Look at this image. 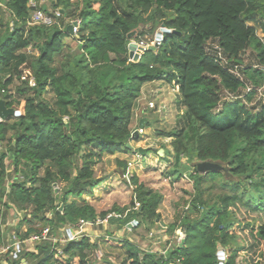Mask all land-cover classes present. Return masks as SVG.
<instances>
[{
  "label": "trees",
  "instance_id": "16d2710c",
  "mask_svg": "<svg viewBox=\"0 0 264 264\" xmlns=\"http://www.w3.org/2000/svg\"><path fill=\"white\" fill-rule=\"evenodd\" d=\"M35 1L39 10L49 15L57 10L60 17L49 26L27 27L29 0H0V99L18 112L0 121V219L10 207L23 213L27 229L21 238L26 239L46 227L56 236L79 219L93 223L104 218L109 212L98 213L83 199L103 182L95 177L94 165L103 156L133 150L130 141L137 139L132 133L140 103L154 100L166 119L172 116L173 102L183 108L173 117L176 126L157 131L170 139V182L186 176L182 158L225 163L233 179H225L220 171L199 174L191 168V208L164 227L169 237L183 227V243L162 255L142 251L127 240L117 242L125 255L122 264H237L239 254L256 244L259 251L252 264H264V97L258 111L248 109L255 92L245 96L246 103L238 98L245 82L207 47L216 43L237 65H243L251 51L254 65L241 72L254 88L261 87L264 0H49L52 11ZM74 22L76 34L68 31ZM161 25L167 32L160 45L133 61L131 42L153 35ZM24 71L34 79V87L21 79ZM174 86L177 92L168 101ZM45 93L52 94V103L43 99ZM227 93L233 98L227 99ZM146 116L141 117L144 127ZM163 151L161 159L168 161L169 151ZM7 161L13 175L5 191ZM117 164L126 174L127 162ZM218 176L230 187L219 182L221 193L209 202L204 194L217 187L213 181ZM129 184L134 187L131 201L113 207L118 217L109 224L117 229L132 220L136 228L156 225L161 194L134 175ZM236 210L252 219L241 223ZM192 212L197 215L192 217ZM248 229L253 242L247 247L239 235ZM219 248L226 255L222 261ZM96 249L86 235L64 244L39 241L32 251L0 255V264H96Z\"/></svg>",
  "mask_w": 264,
  "mask_h": 264
},
{
  "label": "rangeland",
  "instance_id": "374dc122",
  "mask_svg": "<svg viewBox=\"0 0 264 264\" xmlns=\"http://www.w3.org/2000/svg\"><path fill=\"white\" fill-rule=\"evenodd\" d=\"M40 3L45 6L48 11H52L49 0H41ZM159 28L160 27L156 29L153 35H146L142 38V40L146 42H152L153 38L159 33ZM257 35L259 37H262V34L259 31L257 32ZM66 41L68 42L69 39H66ZM28 53L34 56L37 55L35 52L28 51ZM252 65H254V57L252 52L249 51L247 57L243 62L242 69H245L246 67ZM27 72L28 71H24L25 74H27ZM240 73L243 81L251 85V83H249L250 81L247 80L248 78L246 79L245 75H243L242 72ZM176 87L177 86H175V88ZM261 87L255 89H262L264 97V82ZM171 93L173 94V96L169 98L168 101L173 100L175 92ZM241 94H243L242 89ZM263 97L254 94V97L250 102L246 103L245 97L242 100L245 101L248 109H252V111L256 112L259 110V106ZM226 98L229 99L230 97ZM43 99L48 103H52L53 96L51 93H45L43 95ZM169 104L173 106L171 110L172 116H169V118L166 117V119H163V114H161V112L148 114V112L144 111L142 114L139 113V117H137L134 122L135 131L138 129V125L141 119H143L141 117L146 116V114H148L146 117V119L148 120V125L147 127H143L142 131H139L136 140L130 141V145H132L133 148V150L128 154L130 159L120 160L129 161L127 162L126 174L123 175L122 173L117 172V170H121L122 168L117 164L118 159H114L113 156H103L94 165L95 177L102 178L103 182L101 183V185L95 188L91 194L84 195L83 199L85 202L92 205L98 213L104 211L112 212L111 210L115 206L118 208H122L129 205L134 188L131 184H129V179L132 175L136 176L138 178V181L143 183L146 187L159 192L162 196L161 204L157 210L160 219L156 220V225L144 223L145 226L138 227L137 229H135V225L131 233L125 230L124 233H120L114 226H107L113 231V233L107 234V238H105V232L102 227H86L90 231L93 230L94 234L97 235V238H95L94 242H97L98 249L101 248V251H98L97 254L99 255V257L102 254V258H99L100 261H97L96 264H122L125 255L123 254V250H121L120 247H117L115 243L121 242L123 240H127L131 245L136 246L142 251L157 252L161 253L162 255H166V252L169 249L173 248L175 244H180L184 239L185 235L183 227H179L175 231L173 237H169L166 234V228H164L165 225H170L174 221V219H176V216H180L183 212H187L188 208H191L188 202L193 199V196L195 194V190L192 186V180L189 177V174L193 172V170L191 169L192 167L190 166V160H185L182 158V163L185 167L188 168V170L185 172V177L183 176L181 179L173 183H171L167 177L169 171L173 166V153L170 146V139L159 136L157 134V131H168L174 128L177 121V119L173 118L175 112L183 113V108L180 106V104L174 105L173 102H170ZM141 108L142 107L139 108V111ZM64 120L67 121L66 116ZM4 146L5 143L1 145V148H3ZM162 146L166 151H169V154L166 155L168 161H164L161 159V157L158 156V151L161 149L163 150ZM140 149L142 150V152L139 151ZM138 153L140 157L137 156ZM132 158L133 161L130 162ZM121 159L125 158L122 157ZM12 168L13 167L10 162L7 161L6 171L9 181H7V184L4 186L5 191H7V186L10 182V175L11 177L13 175ZM213 182L216 183V186L219 184V182H222L224 186L230 187L227 181H225L221 176H218ZM204 187H208V185H204ZM220 187L222 188L223 186H221L220 184ZM208 190L209 191H206V194H204V199L209 202H212L215 199V195L221 193L218 186ZM239 190L240 192H242V189ZM75 200L77 202H81L80 199L75 198ZM2 208L3 207L0 202V209ZM22 214L23 213H20L14 207H10V209L5 212L4 217L0 219V255H4L9 250L14 251V253H18L22 249L24 251H32L33 244H24V242H22L25 240L24 238H21L22 234H24L27 229L26 223L22 221ZM236 214L241 223L250 221L252 219V216L244 214L240 211H237ZM190 215L192 217H195L197 214L196 212H192ZM133 221L132 224L134 225L135 223ZM102 226L103 228L106 227V225ZM115 229L116 234H114ZM235 231L239 232L238 227H236ZM240 232V238L248 247L250 243L253 242L249 235V229ZM106 241L109 242L106 243ZM104 242L105 244L102 245ZM107 245L110 247H108ZM103 246H105V250L104 248H102ZM258 251L259 246L258 244H256L253 249L250 248V251L241 252L236 260L237 264H252V261L256 260ZM15 255L16 254H14L13 256ZM245 256L247 257V259H245ZM225 257L226 255L223 254V259Z\"/></svg>",
  "mask_w": 264,
  "mask_h": 264
},
{
  "label": "built area",
  "instance_id": "2783aa9c",
  "mask_svg": "<svg viewBox=\"0 0 264 264\" xmlns=\"http://www.w3.org/2000/svg\"><path fill=\"white\" fill-rule=\"evenodd\" d=\"M29 7L32 9V13L30 15V17L27 19L26 21V26H33V25H41V26H49L51 24H53L59 17H60V12L59 11H54L53 15H49L41 10H39L37 8V3L35 0H29L28 2ZM10 29H12L13 27V22L9 23ZM71 33L72 34H76L77 31V23H71ZM165 29V28H164ZM161 31V27L159 28V32ZM162 34L160 38L157 40L156 36L153 38L152 42H146L142 39L138 40V41H132L133 43H135V45L137 46V49L135 50L134 53H136L138 55V58L136 61H138L141 57V55L148 50V48L150 46H154V47H158L162 41ZM215 46H214V45ZM213 45V46H212ZM208 50L213 53L214 55H216L217 59L225 66L229 69V72L231 74H233L236 78L243 80L242 76H240V72L242 69V65H237V64H233L231 62L228 61V59H226V57L223 55V53L221 52V50L219 49V47L217 46L216 43H209L207 45ZM131 57V56H130ZM131 59L133 60V57H131ZM134 61V60H133ZM263 74H264V68H262ZM22 80L26 81L28 86L30 87H34L35 86V81L32 77L28 76L27 74H23L21 77ZM244 89H243V94H240L238 96V98L243 99L247 94H249L250 92H255L256 95L262 96L263 97V93H262V89H255L254 87H252V85L248 84V83H244ZM172 92H177V87L172 88L171 89ZM257 92V93H256ZM264 92V90H263ZM154 95L157 94V89L153 90ZM226 97H230L229 99H232L233 96H231L230 94H226ZM144 111L148 112H155L158 113L159 110L156 109L155 106V101L154 100H149L147 101L143 107L140 109V111L136 110L135 111V115L134 118L136 120L137 117H139V113L142 114ZM146 114V115H148ZM142 120V119H141ZM65 121V120H64ZM138 133L139 131H142V129H138L136 130ZM135 132V131H134ZM138 136V134H137ZM138 157H140L139 153L137 154ZM53 189L55 191L59 190V187L54 185ZM136 208H139L140 205L138 203L135 204ZM48 217H50V214H48ZM113 217H117V214L114 212H109L104 218H97L93 223H88L83 219H79L78 222L74 225H66L62 228L59 229V234L56 236H53L50 234V229L49 227H46L44 229H42L40 232L38 233H33L31 234L28 238H26L24 241V244L26 243H30L33 244L35 242H39V241H51L52 243H60V244H64L67 240H71V239H76L79 236L82 235H86L85 234V227H92L95 225H107L109 220ZM74 232V233H72ZM56 252L58 254H61V250L59 248H56ZM101 254V253H100ZM97 260H100L99 258H102V254L99 255L97 254V252L94 254ZM23 264H25L23 262ZM171 264H180L179 260H176L175 262L171 263Z\"/></svg>",
  "mask_w": 264,
  "mask_h": 264
},
{
  "label": "water",
  "instance_id": "95a60500",
  "mask_svg": "<svg viewBox=\"0 0 264 264\" xmlns=\"http://www.w3.org/2000/svg\"><path fill=\"white\" fill-rule=\"evenodd\" d=\"M68 31L71 33V26H68ZM167 32L166 29H164V26L161 25V31L156 35V39L158 40L161 36V33H165ZM135 35V32H132L131 34H129L128 38H132ZM130 56L133 57V60L136 61L138 58V55L135 52V50L137 49V46L135 45V43H131L130 46ZM148 50L150 51H155L156 47L154 46H150L148 48ZM18 114V112L15 111V109L13 108H6L3 100L0 99V121H3L6 117H8L9 115H15ZM146 124V120L142 119L138 125L139 129H143V127ZM138 132L135 131L132 133V137L134 139H136ZM129 147H131L128 144ZM140 152H142V150H139ZM144 153V151H143ZM164 155V151L161 149L158 151V156L159 157H163ZM190 166L192 168H195L197 173L199 174H205L207 172H215V171H220L223 173L225 179H230L232 180L233 178L231 177V175L228 173V166L225 163H222L220 161H211V160H206V161H194L190 164ZM61 209V208H60ZM183 243V241L181 242ZM219 259L222 261L223 260V252L221 251V249L219 248Z\"/></svg>",
  "mask_w": 264,
  "mask_h": 264
},
{
  "label": "crops",
  "instance_id": "0c3cea01",
  "mask_svg": "<svg viewBox=\"0 0 264 264\" xmlns=\"http://www.w3.org/2000/svg\"><path fill=\"white\" fill-rule=\"evenodd\" d=\"M140 107H143V104H139L138 105V108H140ZM149 113H152V114H154L153 112H149ZM147 117V116H146ZM132 146V145H131ZM129 154V153H128ZM128 154H115V155H113V158L114 159H118V160H129L130 158H129V155ZM124 157L125 159H121L122 157ZM131 161H133V158H132V160H130V162ZM126 162H129V161H126ZM131 166H132V164H131ZM117 172L118 173H120L121 172V170H117ZM126 213H127V211H125V214L123 215V216H125L126 215ZM133 221V220H132ZM132 221L131 222H129L128 224H126L125 225V227H124V229H117L118 230V232H120V233H124L125 231H127V232H132V230L134 229V227H135V225H137V223H136V221L134 220L133 222L135 223L134 225L132 224ZM107 226H111L110 224H109V222H108V224L106 225V227L105 228H103V226H100V225H95V226H92L91 228H93V227H102V229H104V232H105V238H107V234L108 233H106V232H112L113 233V231H112V229H109ZM88 227H90V226H88ZM114 228V227H113ZM135 229H137V228H135ZM125 230V231H124ZM93 232V230H88L86 227H85V234H86V236L87 237H89L90 238V240L92 241V242H94V240H95V238H97V235H95L94 234V232ZM72 233H74V232H72ZM114 234H116V229H115V231H114ZM94 238V239H93ZM97 241V240H96ZM107 242H109V241H106V243ZM96 244H97V242H96ZM105 244V242L102 244V245H104ZM180 244H182V243H180ZM110 245V244H109ZM108 246V245H107ZM108 247H110V246H108ZM100 248V247H99ZM102 248H104V250L106 249L105 248V246H103ZM107 250H108V248H107ZM98 251H101V248L100 249H98V245H97V249L94 251V254L96 253V252H98ZM96 261H100V260H97L96 259ZM24 261H22V263H23ZM25 263V262H24ZM97 263V262H96ZM26 264V263H25Z\"/></svg>",
  "mask_w": 264,
  "mask_h": 264
}]
</instances>
